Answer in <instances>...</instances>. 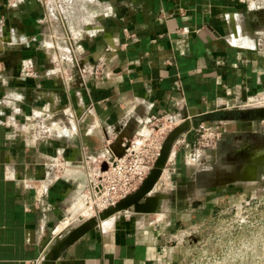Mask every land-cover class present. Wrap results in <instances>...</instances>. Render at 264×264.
<instances>
[{
    "label": "crops",
    "instance_id": "obj_1",
    "mask_svg": "<svg viewBox=\"0 0 264 264\" xmlns=\"http://www.w3.org/2000/svg\"><path fill=\"white\" fill-rule=\"evenodd\" d=\"M261 4L0 0V264H41L48 240L87 216L88 172L152 116L190 123L155 187L158 212L117 213L53 264H181L168 230L230 189L212 152L192 161L198 125L224 122L239 143L260 121L241 113L264 96Z\"/></svg>",
    "mask_w": 264,
    "mask_h": 264
},
{
    "label": "rangeland",
    "instance_id": "obj_2",
    "mask_svg": "<svg viewBox=\"0 0 264 264\" xmlns=\"http://www.w3.org/2000/svg\"><path fill=\"white\" fill-rule=\"evenodd\" d=\"M260 11H264V4H261ZM263 98L249 105L264 106ZM238 112L231 111L237 118ZM259 120L256 122V133L251 136L242 135L239 143L234 142L238 132L226 133L224 122L218 123L222 133L221 141L215 149L204 152L209 154V158L212 154L216 157L215 169L223 170L228 165L224 154L239 147L243 141L259 139L263 142L264 124ZM241 122L237 121L239 126ZM203 164L214 171L212 163ZM227 188L230 189L218 193L223 198L217 201L214 209L210 210L205 205L200 213L186 212L185 221L168 230L167 233L174 236V242L178 244L181 264H264V179L247 185L229 184ZM200 200L201 203L206 202L202 197ZM250 202L254 204L245 205ZM85 204L84 200L82 209ZM84 210L88 212L90 207ZM89 216L88 212L85 219Z\"/></svg>",
    "mask_w": 264,
    "mask_h": 264
},
{
    "label": "water",
    "instance_id": "obj_3",
    "mask_svg": "<svg viewBox=\"0 0 264 264\" xmlns=\"http://www.w3.org/2000/svg\"><path fill=\"white\" fill-rule=\"evenodd\" d=\"M241 118L264 120V106L246 109L241 113ZM189 126L190 123L186 122L169 132L161 145L159 157L155 161L153 168L134 193L121 199L113 207L76 224L66 234H58L54 238H50L43 247L41 264H53V261L57 260L59 254L65 248L98 226L100 222L109 219L117 213L127 210H132L136 214L158 212L160 201L166 197L157 193L155 187L162 176L174 142ZM224 156H226L228 165L220 171L216 167V184L218 186L229 184L247 185L264 179V138L263 142L255 141L251 143L246 141L240 144L239 147L225 153ZM106 169L107 164L103 163L101 171ZM224 173L227 174L224 175Z\"/></svg>",
    "mask_w": 264,
    "mask_h": 264
},
{
    "label": "built area",
    "instance_id": "obj_4",
    "mask_svg": "<svg viewBox=\"0 0 264 264\" xmlns=\"http://www.w3.org/2000/svg\"><path fill=\"white\" fill-rule=\"evenodd\" d=\"M261 123L264 124V120ZM172 129L173 124L165 117L152 116L137 134L125 140L119 153L116 154L107 147V154L97 160L96 169L91 180L88 179L85 190L89 198H92L87 201L92 204L93 216L113 207L141 186L159 157L164 139ZM221 137L219 128L209 123H200L191 145L192 161H197L205 151L215 149ZM88 163L86 160V167ZM103 163L107 164V169L101 171ZM248 204L254 203L245 205ZM241 209L242 206L239 211Z\"/></svg>",
    "mask_w": 264,
    "mask_h": 264
},
{
    "label": "bare ground",
    "instance_id": "obj_5",
    "mask_svg": "<svg viewBox=\"0 0 264 264\" xmlns=\"http://www.w3.org/2000/svg\"><path fill=\"white\" fill-rule=\"evenodd\" d=\"M93 173H94V172H91V174H90V173L88 172V176H89V179H90V180H91V178H92ZM85 194H86V196L84 195V199H85V201H86V204L84 205L85 207L83 208V210H84L85 208L87 209V208L90 207V211L88 210V212H89V215H90L89 217H92V216H93V215H92V214H93V213H92V212H93L92 204H89L88 201H87L88 199H92V198H89V195H88L87 192H86ZM83 210H82V211H83ZM84 211H86V210H84ZM81 217H82V219H84V217H83L82 214H81ZM84 220H85V219H84ZM104 221H105V220H104Z\"/></svg>",
    "mask_w": 264,
    "mask_h": 264
},
{
    "label": "flooded vegetation",
    "instance_id": "obj_6",
    "mask_svg": "<svg viewBox=\"0 0 264 264\" xmlns=\"http://www.w3.org/2000/svg\"><path fill=\"white\" fill-rule=\"evenodd\" d=\"M242 140V139H241ZM240 142V141H239ZM249 142V141H248ZM255 142V140L251 141V143ZM261 142V141H260Z\"/></svg>",
    "mask_w": 264,
    "mask_h": 264
}]
</instances>
